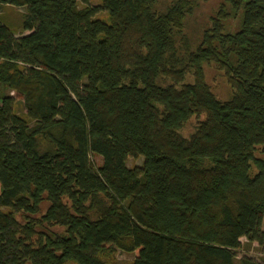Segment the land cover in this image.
<instances>
[{"label": "trees", "instance_id": "obj_1", "mask_svg": "<svg viewBox=\"0 0 264 264\" xmlns=\"http://www.w3.org/2000/svg\"><path fill=\"white\" fill-rule=\"evenodd\" d=\"M207 1L0 0L28 32L0 18V264H264V0H221L193 46Z\"/></svg>", "mask_w": 264, "mask_h": 264}, {"label": "rangeland", "instance_id": "obj_2", "mask_svg": "<svg viewBox=\"0 0 264 264\" xmlns=\"http://www.w3.org/2000/svg\"><path fill=\"white\" fill-rule=\"evenodd\" d=\"M173 0H160V4L158 5V9L162 11L170 2ZM221 0H208L206 3H202L201 7L198 9L197 13L189 18L187 21V34L192 42V45L195 46L200 42L202 31L204 28L209 26V16L213 12V10L218 6ZM90 5L99 6L101 5V0H89ZM24 13L23 8H15V7H3L0 11V18L6 22V24L16 31V35L27 34L22 30V18L21 15ZM97 18L102 20H107L108 15L105 11H101L97 14ZM205 79L206 82L210 85L214 94L221 100H226L231 95V89L227 82L226 77L222 72L218 71L215 67H206L205 68ZM0 94L15 96V92L12 91L7 86L0 84ZM16 111L25 115V109L23 108L22 98H16ZM194 122L192 121L188 124L184 130L183 134L185 136H189L194 131ZM92 162L96 167H99L102 164V158L97 155H92ZM143 157L132 158L129 157L127 161V165L130 168L140 167L143 164ZM47 203H44L41 206V213H45L47 210ZM24 215L20 213L17 214V219L20 223H23ZM263 228H264V219H263ZM58 232H61L62 229L53 228ZM238 258L241 257H250L257 261H262V254L260 248L257 243H250L245 238L241 239V248L236 252ZM134 259V253H125L120 250H116L114 254H112L109 258H107V262L110 264H131Z\"/></svg>", "mask_w": 264, "mask_h": 264}]
</instances>
